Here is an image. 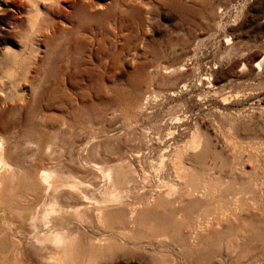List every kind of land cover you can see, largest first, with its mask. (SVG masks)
Here are the masks:
<instances>
[{
  "label": "rangeland",
  "instance_id": "rangeland-1",
  "mask_svg": "<svg viewBox=\"0 0 264 264\" xmlns=\"http://www.w3.org/2000/svg\"><path fill=\"white\" fill-rule=\"evenodd\" d=\"M39 1L42 18L30 30V0H0V58L9 48L25 60L15 72L17 96L5 92L10 85L0 88V135L20 163L84 177L128 162L145 187L131 191L126 205H148L171 190L170 178L178 181L166 165L156 169L160 155L170 158L204 126V171L184 182L203 197L202 211L169 241L110 238L140 264H264V0ZM47 142L53 154L45 153ZM103 178L92 193L98 199ZM171 218L174 227L183 217ZM56 221L101 235L72 215ZM13 226L3 230L15 239ZM35 250L31 244L29 259L45 264Z\"/></svg>",
  "mask_w": 264,
  "mask_h": 264
},
{
  "label": "bare ground",
  "instance_id": "bare-ground-1",
  "mask_svg": "<svg viewBox=\"0 0 264 264\" xmlns=\"http://www.w3.org/2000/svg\"><path fill=\"white\" fill-rule=\"evenodd\" d=\"M38 4L40 5L39 0H30L31 10L28 16L30 30L38 24L40 17L42 18V12ZM21 57L16 50L7 48L0 58V88L8 89L9 85L12 86L10 92L4 90L6 93L8 92L10 97L17 96L18 93L15 72L25 62ZM6 102L8 103V100ZM203 127L201 126L198 129L197 126V129L200 131ZM198 130L192 132L191 138L184 146L177 148L170 158L166 159L161 154L158 162L155 163L156 169H164L163 166L166 165L168 170H172L175 173L178 181H172V178H170L165 183L171 190H160V192L151 196L148 205L134 202L132 208H128L129 203L127 207L125 199L131 196L129 195L131 191L138 188L143 189L145 186L142 185L143 181L135 174L136 170L130 163L123 161L116 165L105 164L104 168L98 170V172L94 169H88L87 175L85 176L84 174V177L81 173L82 177L77 176L73 171H65L60 166L35 172V168L33 170L31 169L32 167L29 168L25 164L22 165L20 163L17 158V152L15 150L12 151V147L8 146V140L0 135V215L2 216L0 217V225L14 224L13 227L19 233L18 238L14 239L12 237L15 235L9 237L10 234H6L10 233V231L7 232V229L4 231L5 226H0V235H3L0 236V264H33L34 261L32 262L29 259L28 254L30 253L31 244H33L34 249L41 253L40 258L45 264H115L114 262L120 260L121 257L127 258L122 263L120 262L121 264H124L123 262L126 264H140L134 257H131L130 254L133 251L126 249L118 240L115 241L114 236L113 238L110 237L117 232L130 235V237L134 236L135 240L139 239V241L157 238L169 241L173 230L176 231V229L182 227L188 216H197L196 214L202 211L204 205L202 202L203 197L193 195V190V194H191L186 190L184 183L189 178L193 180L200 178L201 172L204 171L202 167H205V159L209 153L210 141L206 134ZM48 144L50 143L47 142L46 146ZM51 144L46 148L45 153L47 155L52 153ZM32 165L30 164L29 166ZM99 173L100 176L98 175ZM162 173L160 174L163 177ZM169 174L167 173V176L165 174L163 178H167ZM102 176L106 180V188L103 197L98 199L92 193L96 190L97 185H100V183H97V178L99 179ZM157 176L160 178V175ZM133 197L135 196L133 195ZM170 201H173L172 205L177 204L170 208L169 205H165ZM39 202L44 203L43 210L40 212H38L39 210L36 206ZM174 214L183 218L180 224L171 227L168 222ZM60 215H72L81 225L86 224L99 230L101 235L99 234L98 236L100 237L96 236L97 238H95L92 235L90 236L88 232L81 233L79 229L74 230L68 222L60 223L56 221V218ZM8 230L11 229L8 228ZM156 261L152 264H160ZM162 264H170V261L164 260Z\"/></svg>",
  "mask_w": 264,
  "mask_h": 264
}]
</instances>
